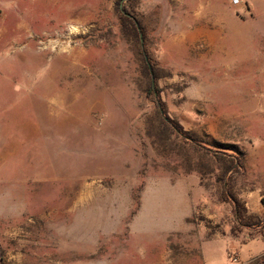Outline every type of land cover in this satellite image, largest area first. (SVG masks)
Masks as SVG:
<instances>
[{"label":"rangeland","instance_id":"obj_1","mask_svg":"<svg viewBox=\"0 0 264 264\" xmlns=\"http://www.w3.org/2000/svg\"><path fill=\"white\" fill-rule=\"evenodd\" d=\"M120 2L0 0V264H240L203 241L264 237L223 198L264 206V0H126L136 34Z\"/></svg>","mask_w":264,"mask_h":264},{"label":"crops","instance_id":"obj_2","mask_svg":"<svg viewBox=\"0 0 264 264\" xmlns=\"http://www.w3.org/2000/svg\"><path fill=\"white\" fill-rule=\"evenodd\" d=\"M244 203L246 207L247 216H254L257 218L264 213V206L262 205V201L260 200V198L255 199L251 202L244 201ZM191 214H192V210L186 217L190 216ZM186 217H184L183 220ZM240 235H243V233ZM222 237L232 238L238 241V243L240 244V249H239L240 253L236 255L235 263L253 264L255 260L264 256V237L263 236H255L253 238L243 241L242 236H237V237L232 236L231 237L226 234H219L216 232L210 237H207V239H205L202 244L207 243L211 239L222 238Z\"/></svg>","mask_w":264,"mask_h":264},{"label":"trees","instance_id":"obj_3","mask_svg":"<svg viewBox=\"0 0 264 264\" xmlns=\"http://www.w3.org/2000/svg\"><path fill=\"white\" fill-rule=\"evenodd\" d=\"M119 10H120V13H121V15H120L121 18H123L124 21L128 22L132 26L133 31L136 34V30L134 28L135 26L132 23V21H131L130 17L128 16V14H126L125 8L122 6L121 9L119 8ZM151 69H152V73L154 74V76H156L154 68L151 67ZM149 70L150 69L147 67V64L145 63V61H143V71H144L145 75L147 76V78H149V83H148V86H147V94L149 96H154L155 93H156V87L150 81ZM157 114L159 115L158 112H157ZM161 122L164 123L162 120H161ZM172 125L174 126V128H175V130L177 132L182 133V129L177 124L173 123ZM184 136H186V134H184ZM184 143L187 144V145H190L193 149H196V148L200 147V149H202V150H204V151H206L208 153H211V151H209V149H207V147L202 145L201 142L198 143L197 139L194 138V137H187V139H184ZM238 168H239V165L237 163L236 165L233 164V167H229L228 169L221 168V171H222L223 174H225L227 172L231 173V172H233L234 169L236 170ZM223 198H224V200L227 203H229L232 206L233 215H234L236 221H238L240 223L242 221V218H243L242 214H244V215L246 214V211H245L244 207L240 204V202L238 201V199L235 196L227 193L225 190L223 191ZM257 224H263L264 225V220H258ZM253 264H264V256L259 258V259H257V260H255Z\"/></svg>","mask_w":264,"mask_h":264},{"label":"water","instance_id":"obj_4","mask_svg":"<svg viewBox=\"0 0 264 264\" xmlns=\"http://www.w3.org/2000/svg\"><path fill=\"white\" fill-rule=\"evenodd\" d=\"M124 1H125V0H121L120 5H119V8H120V9L122 8V4H123ZM135 24H136V23H135ZM136 26H137V24H136Z\"/></svg>","mask_w":264,"mask_h":264},{"label":"built area","instance_id":"obj_5","mask_svg":"<svg viewBox=\"0 0 264 264\" xmlns=\"http://www.w3.org/2000/svg\"><path fill=\"white\" fill-rule=\"evenodd\" d=\"M230 260H231L233 263L236 262V259H235V258H231Z\"/></svg>","mask_w":264,"mask_h":264}]
</instances>
